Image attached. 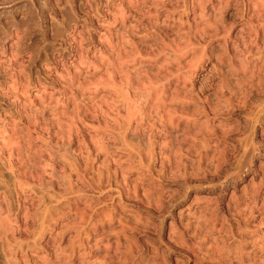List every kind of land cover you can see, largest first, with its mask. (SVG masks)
Masks as SVG:
<instances>
[{
	"label": "rangeland",
	"instance_id": "rangeland-1",
	"mask_svg": "<svg viewBox=\"0 0 264 264\" xmlns=\"http://www.w3.org/2000/svg\"><path fill=\"white\" fill-rule=\"evenodd\" d=\"M129 256L264 264V0H0V264Z\"/></svg>",
	"mask_w": 264,
	"mask_h": 264
},
{
	"label": "clouds",
	"instance_id": "clouds-1",
	"mask_svg": "<svg viewBox=\"0 0 264 264\" xmlns=\"http://www.w3.org/2000/svg\"><path fill=\"white\" fill-rule=\"evenodd\" d=\"M118 251H119V250H118ZM144 258H145V259H151L150 254L145 253V254H144ZM128 260H129V261H132V264H141L140 261H135V260H133V257H132V256H129V257H128ZM116 264H120V258H117V259H116Z\"/></svg>",
	"mask_w": 264,
	"mask_h": 264
}]
</instances>
